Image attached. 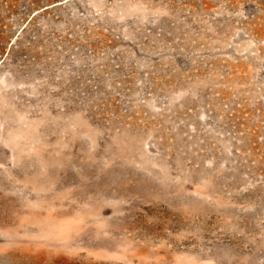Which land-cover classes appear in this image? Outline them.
<instances>
[{
	"label": "rangeland",
	"instance_id": "1",
	"mask_svg": "<svg viewBox=\"0 0 264 264\" xmlns=\"http://www.w3.org/2000/svg\"><path fill=\"white\" fill-rule=\"evenodd\" d=\"M0 264H264V0H0Z\"/></svg>",
	"mask_w": 264,
	"mask_h": 264
}]
</instances>
